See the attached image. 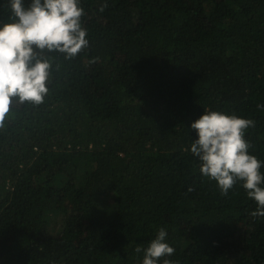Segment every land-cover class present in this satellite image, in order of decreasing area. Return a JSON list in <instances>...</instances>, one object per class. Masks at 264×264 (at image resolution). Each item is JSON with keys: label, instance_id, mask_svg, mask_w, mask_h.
I'll return each instance as SVG.
<instances>
[{"label": "trees", "instance_id": "16d2710c", "mask_svg": "<svg viewBox=\"0 0 264 264\" xmlns=\"http://www.w3.org/2000/svg\"><path fill=\"white\" fill-rule=\"evenodd\" d=\"M81 6L88 47L57 54L44 103L0 129V264H142L161 227L174 264H264L256 203L239 182L222 196L185 150L220 111L255 121L264 162V0Z\"/></svg>", "mask_w": 264, "mask_h": 264}, {"label": "clouds", "instance_id": "9594fccd", "mask_svg": "<svg viewBox=\"0 0 264 264\" xmlns=\"http://www.w3.org/2000/svg\"><path fill=\"white\" fill-rule=\"evenodd\" d=\"M7 5L11 22L0 25V129L14 105L44 103L57 54L72 60L89 45L82 26L85 10L81 0H30L27 6L24 0H7ZM55 67L59 70L60 65ZM254 127L250 118L204 111L190 125L196 138L185 150L198 158L201 175L215 181L222 196H228L239 182L257 205L250 213L256 218L264 217V162L249 153L251 145L245 139L246 131ZM166 237L161 227L143 249L142 264H159L161 260L162 264H174L166 259L175 252Z\"/></svg>", "mask_w": 264, "mask_h": 264}]
</instances>
